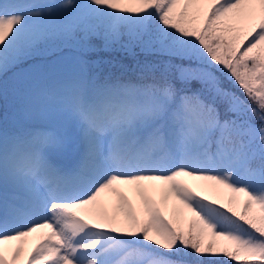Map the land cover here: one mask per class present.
<instances>
[{"label":"snow or ice","instance_id":"1","mask_svg":"<svg viewBox=\"0 0 264 264\" xmlns=\"http://www.w3.org/2000/svg\"><path fill=\"white\" fill-rule=\"evenodd\" d=\"M61 47L77 69L53 92L29 62ZM101 51L137 79L91 71ZM13 69L57 123L0 131V264H264V0H0ZM70 143L65 168L50 150Z\"/></svg>","mask_w":264,"mask_h":264},{"label":"trees","instance_id":"2","mask_svg":"<svg viewBox=\"0 0 264 264\" xmlns=\"http://www.w3.org/2000/svg\"><path fill=\"white\" fill-rule=\"evenodd\" d=\"M77 56L78 53L73 49L61 47V49L54 54L50 56L37 57L34 61H30L29 63H38L54 69L49 77L40 81L39 85L46 90L50 89L54 91L58 89L62 82L67 81L74 75L77 69ZM85 58L89 59L90 61L99 60L101 62L99 66L90 65L91 71L99 73L101 76L111 74L114 77H120L124 80L131 79L135 81L139 75L138 70L133 71V69H135V61H133L131 57L126 56L122 52L109 53L101 51L98 53L89 54ZM140 59L143 60L144 57L141 55ZM149 59L153 58L149 57ZM105 61H107L108 63H105ZM18 71L19 69H13L6 75H0V131L7 129L9 132H11L21 129L40 128L43 125L56 124L57 122L54 120L39 118L35 116L30 108L29 96L32 90L36 87V82L34 81V79L28 76L19 75L20 77L14 86L11 98H6L4 94V83L6 77L16 75L15 73H17ZM176 86L180 87L179 83H177ZM191 87L192 90H195L199 87V85L193 84ZM7 88L12 89V86L9 87L7 85ZM247 103L251 105L250 101H247ZM251 106L255 107V105ZM250 116L251 114L249 113V117ZM252 122H256L254 118H252ZM214 192L217 193V195L205 193L206 197H208L209 199L218 197L223 202H226L227 196L229 194L225 189L220 188ZM224 197H226L225 201ZM243 199L244 198L242 196L239 197V200L241 202L243 201ZM102 200L106 204H108L105 199L102 198ZM182 226L186 227V225ZM220 259L227 258L221 257ZM229 264H238V262L230 261Z\"/></svg>","mask_w":264,"mask_h":264},{"label":"rangeland","instance_id":"3","mask_svg":"<svg viewBox=\"0 0 264 264\" xmlns=\"http://www.w3.org/2000/svg\"><path fill=\"white\" fill-rule=\"evenodd\" d=\"M51 2L59 4V3H62L63 0H51ZM77 2H79V0H77ZM19 77H20L19 75H14V76H8V77H6V80H5V83H4V94H5V96H6L7 99L11 98V95H12L13 89H14V86L17 83ZM7 85L9 87L12 86V89H8L7 88ZM72 148L73 147L67 146L64 149H55L54 148V149H51L50 151H51V154H57V155H59L61 157H64V158H70L69 155L62 154V153H60V151H62V152H69ZM190 183H192V182H190ZM196 190L197 191H200L201 194H203L205 196H206L205 193H210V194H213V195H217V193H215L211 188L207 187L206 185H203L200 182H196ZM122 191H123V194L126 197H128V199L130 201H132L133 203L136 202L135 201V198L133 197V195H132V193L130 191H128L127 189H122ZM102 198L105 199L106 202H108V205H111V203L113 202V198L112 197H108V196H103L102 195L101 199ZM110 198H111V200H109ZM225 198L226 197H224V201H225ZM29 239H30V243L27 244V245H25V251H27L28 249H30L32 247V245L35 243L34 240H32L31 238H29ZM5 247L11 248V247H14V245H5Z\"/></svg>","mask_w":264,"mask_h":264}]
</instances>
